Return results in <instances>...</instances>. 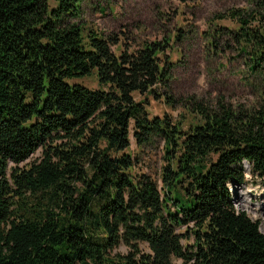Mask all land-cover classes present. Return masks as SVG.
<instances>
[{"label":"trees","instance_id":"trees-1","mask_svg":"<svg viewBox=\"0 0 264 264\" xmlns=\"http://www.w3.org/2000/svg\"><path fill=\"white\" fill-rule=\"evenodd\" d=\"M56 1L0 0V264H264L260 222L229 186L246 182L245 162L264 180V88L248 103L190 98L188 128L151 116L137 93L179 101L170 38L118 52V37L81 20L84 0ZM254 1L210 43L237 45L264 80ZM94 72L97 88L72 81ZM131 136L163 140L161 183L136 171Z\"/></svg>","mask_w":264,"mask_h":264},{"label":"rangeland","instance_id":"rangeland-1","mask_svg":"<svg viewBox=\"0 0 264 264\" xmlns=\"http://www.w3.org/2000/svg\"><path fill=\"white\" fill-rule=\"evenodd\" d=\"M49 1L50 8L57 6L56 0ZM256 4L252 0H84L80 18L106 36L118 37L119 43L112 45L118 52L123 46L133 49L143 41L170 38L172 47L166 53L177 62L171 71L170 86L178 103L175 107L170 105L162 88L158 89L161 98L138 93L136 98L147 97L146 106L151 116L167 114L174 121H183L184 128H188L193 114L185 104L190 98L214 102L221 96L234 104L248 103L264 88L262 78L249 79L247 65L244 57L238 54L237 45L226 46L223 40L218 41L214 49L210 43L216 26L235 25L228 18L230 9L255 7ZM72 81L91 88L99 87L95 72ZM129 151L139 158L136 171L147 172L161 183L160 172L165 164L163 140L155 137L151 144L139 148L131 136ZM39 153L37 150L27 162L36 159ZM243 166L246 182L229 184L233 203L237 210L259 221L264 233V180L253 172L248 162ZM119 250L127 252L128 249L123 245ZM174 264H182V261L176 258Z\"/></svg>","mask_w":264,"mask_h":264}]
</instances>
